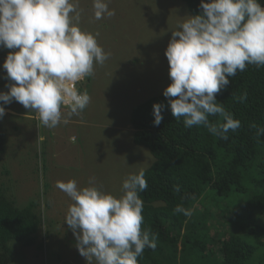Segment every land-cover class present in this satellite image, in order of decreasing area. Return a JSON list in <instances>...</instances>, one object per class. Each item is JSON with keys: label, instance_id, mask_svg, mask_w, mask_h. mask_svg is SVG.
<instances>
[{"label": "clouds", "instance_id": "clouds-1", "mask_svg": "<svg viewBox=\"0 0 264 264\" xmlns=\"http://www.w3.org/2000/svg\"><path fill=\"white\" fill-rule=\"evenodd\" d=\"M77 8L78 0H0V47L12 50L3 68L13 82L7 92H0V119L5 115L3 105L15 100L37 112L44 126L55 128L89 105L90 95L80 92L76 82L94 75V65H102L110 54L98 44L99 33L79 27ZM93 8L96 19L115 15L106 0H93ZM200 9L172 30L165 50L171 83L163 95L172 116L183 117L185 127L203 126L227 139L241 122L216 96L247 65L264 66V6L259 0H200ZM62 106L67 113H62ZM164 107L153 104L157 126ZM217 114L223 122L211 123L209 116ZM251 127L257 137L264 135V127L254 123ZM56 187L73 201L64 220L87 264L93 260L95 264H138L146 248H156V235L141 227L139 194L148 187L144 169L123 180L119 197L102 191L95 178L85 187L72 179L57 181ZM173 212L191 215L180 204Z\"/></svg>", "mask_w": 264, "mask_h": 264}, {"label": "trees", "instance_id": "trees-1", "mask_svg": "<svg viewBox=\"0 0 264 264\" xmlns=\"http://www.w3.org/2000/svg\"><path fill=\"white\" fill-rule=\"evenodd\" d=\"M183 1L193 15L201 11L200 0ZM259 2L264 6V0ZM9 51L0 47V92L13 83L3 68ZM91 79L85 78L84 89ZM229 79L216 98L241 127L230 130L227 139L203 126L185 127L183 117L172 116L163 92L132 107V141L154 157L144 169L148 187L139 195L142 230L156 235L157 246L146 248L138 264H264V135L257 137L251 127H264V66L247 65ZM154 103L165 105L158 126ZM5 118L0 119V163L8 143ZM209 121L216 124L223 117L209 116ZM0 174V264H10L15 253L11 242L34 245L43 219L36 201L18 205L19 196L8 182L10 170L0 166ZM178 204L191 215L175 214Z\"/></svg>", "mask_w": 264, "mask_h": 264}, {"label": "rangeland", "instance_id": "rangeland-1", "mask_svg": "<svg viewBox=\"0 0 264 264\" xmlns=\"http://www.w3.org/2000/svg\"><path fill=\"white\" fill-rule=\"evenodd\" d=\"M106 2L115 15L96 19L93 0H78L79 27L99 33L98 44L110 54L102 65H94L86 84L89 105L53 130L15 100L5 107L8 143L0 166L10 170L8 182L18 205L36 201L43 219L34 245L11 242L10 264H87L64 220L73 201L56 187L57 181L72 179L85 187L95 178L102 191L119 197L123 180L154 160L148 148L132 141L130 114L135 104L171 83L165 50L172 30L193 14L183 0ZM61 110L67 113L68 108Z\"/></svg>", "mask_w": 264, "mask_h": 264}, {"label": "built area", "instance_id": "built-area-1", "mask_svg": "<svg viewBox=\"0 0 264 264\" xmlns=\"http://www.w3.org/2000/svg\"><path fill=\"white\" fill-rule=\"evenodd\" d=\"M83 80H84V79L78 81V82H80V83H77V82H76V85H75V86H76V88H77L79 91H80V86H81ZM80 92H81V91H80Z\"/></svg>", "mask_w": 264, "mask_h": 264}, {"label": "bare ground", "instance_id": "bare-ground-1", "mask_svg": "<svg viewBox=\"0 0 264 264\" xmlns=\"http://www.w3.org/2000/svg\"><path fill=\"white\" fill-rule=\"evenodd\" d=\"M84 80H85V78H84ZM84 80H83V82H82V84H81V86H80V91L81 92H84V90H83V85H84ZM77 83H80V82H77ZM62 107H65V106H62ZM65 108H67V107H65Z\"/></svg>", "mask_w": 264, "mask_h": 264}, {"label": "crops", "instance_id": "crops-1", "mask_svg": "<svg viewBox=\"0 0 264 264\" xmlns=\"http://www.w3.org/2000/svg\"><path fill=\"white\" fill-rule=\"evenodd\" d=\"M51 129L53 130V128H51ZM52 130H51V131H52ZM55 135H58V134H55ZM55 135H54V136H55Z\"/></svg>", "mask_w": 264, "mask_h": 264}, {"label": "flooded vegetation", "instance_id": "flooded-vegetation-1", "mask_svg": "<svg viewBox=\"0 0 264 264\" xmlns=\"http://www.w3.org/2000/svg\"><path fill=\"white\" fill-rule=\"evenodd\" d=\"M83 90H84V88H83Z\"/></svg>", "mask_w": 264, "mask_h": 264}]
</instances>
